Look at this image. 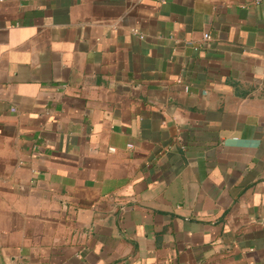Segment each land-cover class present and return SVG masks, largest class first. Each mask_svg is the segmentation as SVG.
Masks as SVG:
<instances>
[{
	"label": "crops",
	"instance_id": "obj_1",
	"mask_svg": "<svg viewBox=\"0 0 264 264\" xmlns=\"http://www.w3.org/2000/svg\"><path fill=\"white\" fill-rule=\"evenodd\" d=\"M0 264H264V2L0 0Z\"/></svg>",
	"mask_w": 264,
	"mask_h": 264
},
{
	"label": "built area",
	"instance_id": "obj_2",
	"mask_svg": "<svg viewBox=\"0 0 264 264\" xmlns=\"http://www.w3.org/2000/svg\"><path fill=\"white\" fill-rule=\"evenodd\" d=\"M257 3H262L264 2V0H256ZM206 39H211V35L210 34H205L204 36Z\"/></svg>",
	"mask_w": 264,
	"mask_h": 264
}]
</instances>
